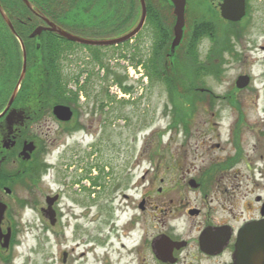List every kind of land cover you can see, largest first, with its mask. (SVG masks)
Returning a JSON list of instances; mask_svg holds the SVG:
<instances>
[{
  "label": "flooded vegetation",
  "instance_id": "flooded-vegetation-1",
  "mask_svg": "<svg viewBox=\"0 0 264 264\" xmlns=\"http://www.w3.org/2000/svg\"><path fill=\"white\" fill-rule=\"evenodd\" d=\"M100 1L0 0V264H10L17 246V189H37V198L54 166L55 148L46 151L41 131L58 136V159L85 144L89 175L99 179L103 134L99 139L95 132L114 124L112 96L104 92L100 100L87 92V71L82 80L77 73L75 94L69 95L65 81L71 73L62 65V53L71 52L70 59L77 50L100 46L68 41L53 29L86 40L108 39L112 0ZM208 1L212 13H204L192 29L185 18L180 44L171 53L173 6L157 0V68L165 76L156 79L170 84L172 98L171 123L157 128V176L146 180L147 172L131 183V172L114 180L109 171L106 203L99 206L104 231L83 241L76 239L74 224L70 238L76 242L70 254L62 253L60 264H231L240 230L264 219V0H244L245 14L237 22L220 17L222 0ZM202 27L206 32L194 37ZM180 58L188 66L201 64L206 73L171 75ZM211 67L216 74H210ZM55 106L69 108L70 119H58ZM118 116L127 122L124 114ZM80 133L84 139H75ZM49 190L42 196L45 228L59 226L61 218L59 195Z\"/></svg>",
  "mask_w": 264,
  "mask_h": 264
},
{
  "label": "rangeland",
  "instance_id": "rangeland-1",
  "mask_svg": "<svg viewBox=\"0 0 264 264\" xmlns=\"http://www.w3.org/2000/svg\"><path fill=\"white\" fill-rule=\"evenodd\" d=\"M187 1V27L192 29L193 25L204 19V13L208 14V11L212 13V10L208 0ZM166 7L165 4H161L165 11ZM139 15L138 8L130 21L125 12L123 20L114 14L113 30L105 37L114 39L125 34L137 24ZM166 17L165 14L163 17L165 23H169L170 16ZM209 17L216 18L214 15ZM154 28L155 26L146 20L135 38L117 47H97L92 52L77 50L70 59L67 55H72L71 52L62 53L65 57L62 65L71 73L65 81L69 86V95L75 94L74 78L77 73L80 75L78 78L82 80L83 73L87 71L89 82L86 91L96 92L100 100L102 98L100 94L104 92L112 96V105L109 107L113 110L114 124L108 126L102 133L98 131L100 127L95 126L98 131L95 133L99 139L103 134V140L98 148L97 181L89 175L91 162L85 160L84 154L87 152L85 144H78L80 147L75 146L65 157L58 159L56 149L58 136L56 139L54 133L45 134L41 131L40 137L43 142L45 141L46 151L53 149V146L55 148L53 153L55 157L52 159L54 166L48 170L46 177H43L45 183L41 182L39 185L43 191L37 198L34 192L37 189L32 192L33 188L28 185L17 189L18 205L16 213H13L18 226L17 246L13 248L10 264H60L62 253L70 254V248L74 247L76 242L70 238L74 224L78 228L75 231L76 239L82 237L83 241L87 240L86 237L96 233L99 235V231H104L101 224L104 212L99 206L106 203V188L110 186L109 180L112 177L109 171L113 172L114 180L116 177L121 178L122 171L131 172L135 175L134 179L130 180L131 183L139 182L138 179L147 172L146 180L157 176V128L171 123L172 98L164 84L158 83L156 77L148 75L156 36ZM202 45L201 41L200 47ZM90 54L93 57L90 58ZM259 56L257 55V58H260ZM179 60L181 65L178 67L182 70L180 75H193V71L188 72L186 60L181 58ZM194 63V66L198 67L197 62L189 65L192 66ZM100 100L94 99L95 102ZM72 102L74 103V100ZM116 114H124L127 122L123 124L122 119H117L119 116ZM83 136V133H80L75 139L80 137L84 139ZM44 155L45 153L41 154V157ZM66 164L67 167L72 165L71 168H66ZM103 164L107 167L102 168ZM93 182H96L97 186H94ZM46 184L48 186H45ZM153 186H157V180ZM46 188L50 189L51 194L59 195L57 203V209L61 214L59 226L45 228L47 218L41 212V207ZM92 193L95 194L91 195ZM80 251L81 247L75 249L71 253L73 254L71 258L75 260Z\"/></svg>",
  "mask_w": 264,
  "mask_h": 264
},
{
  "label": "water",
  "instance_id": "water-1",
  "mask_svg": "<svg viewBox=\"0 0 264 264\" xmlns=\"http://www.w3.org/2000/svg\"><path fill=\"white\" fill-rule=\"evenodd\" d=\"M140 6V15L136 26L126 34L108 40H86L77 36L68 34L59 28H54L53 31L63 37L64 39L86 46H116L125 42L131 41L141 31L146 19V5L145 0H138ZM173 6V14L175 22L173 26V39L170 44V52L173 53L174 49L180 44L183 28H184V14L186 0H170ZM220 16L222 19L237 22L245 14L244 0H222L218 3ZM39 31H35L32 35L35 36ZM25 68V56L23 55V69ZM16 90L14 91V93ZM11 96L9 103L14 97ZM54 115L60 120H69L71 111L64 106H55L53 109ZM27 151H31L32 145L28 144L25 147ZM24 148V150H25ZM233 262L231 264H264V219L258 222H253L242 228L238 234L235 248L232 256Z\"/></svg>",
  "mask_w": 264,
  "mask_h": 264
},
{
  "label": "trees",
  "instance_id": "trees-1",
  "mask_svg": "<svg viewBox=\"0 0 264 264\" xmlns=\"http://www.w3.org/2000/svg\"><path fill=\"white\" fill-rule=\"evenodd\" d=\"M146 1V12H147V20L150 21L154 26H155V31H156V36H155V40H154V48H153V52H152V58L150 60V68L149 69V77L150 76H154V77H159L160 76H164V69L162 67L157 68V10H156V3L157 0H145ZM103 5H106L107 0H101L100 1ZM112 7H113V21H114V14L118 15V17H120L122 20L124 16V12L126 13V16L128 18V20H132L135 16V12L136 9L138 7V2L137 0H112ZM165 15V10L162 9L161 11V16ZM120 19V21H121ZM204 27H202V30L200 29L199 33L195 32L194 37H198L201 36L203 34V32L205 33L206 31H204ZM191 35V34H190ZM180 64V61H178L177 65L175 67H173V70L171 71V75H180L181 74V69L178 67ZM195 63L192 66H189L188 72L192 71L194 72L193 75H203L206 73L205 68L202 67L201 64H197L195 67L194 66ZM194 66V67H193ZM193 67V68H191ZM210 74H216L215 73V69L214 67L210 68ZM168 90L171 92L170 90V84L167 83L166 84Z\"/></svg>",
  "mask_w": 264,
  "mask_h": 264
}]
</instances>
